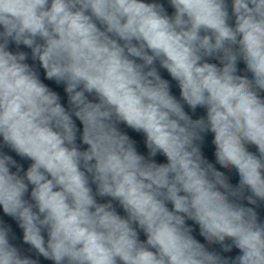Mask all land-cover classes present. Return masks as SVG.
I'll return each mask as SVG.
<instances>
[{
    "label": "clouds",
    "instance_id": "9594fccd",
    "mask_svg": "<svg viewBox=\"0 0 264 264\" xmlns=\"http://www.w3.org/2000/svg\"><path fill=\"white\" fill-rule=\"evenodd\" d=\"M0 264H264V0H0Z\"/></svg>",
    "mask_w": 264,
    "mask_h": 264
},
{
    "label": "water",
    "instance_id": "95a60500",
    "mask_svg": "<svg viewBox=\"0 0 264 264\" xmlns=\"http://www.w3.org/2000/svg\"><path fill=\"white\" fill-rule=\"evenodd\" d=\"M208 152H209V155L211 154V150H210V148L208 149ZM161 159H163V158H161Z\"/></svg>",
    "mask_w": 264,
    "mask_h": 264
}]
</instances>
